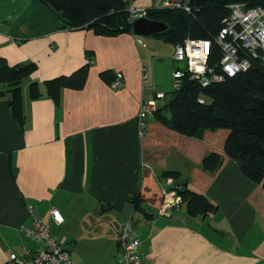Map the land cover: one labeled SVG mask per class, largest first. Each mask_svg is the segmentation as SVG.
I'll return each instance as SVG.
<instances>
[{"label": "crops", "instance_id": "0c3cea01", "mask_svg": "<svg viewBox=\"0 0 264 264\" xmlns=\"http://www.w3.org/2000/svg\"><path fill=\"white\" fill-rule=\"evenodd\" d=\"M132 1L145 6L153 0ZM38 5L0 0V54L11 65L37 63L23 82L24 124L12 115L7 88H0V264L12 252L26 255L44 246L23 231L32 221L30 204L77 264H116L118 232L129 219L146 264H264V188L225 154L230 131L190 137L154 114L141 135V102L153 97V87H170L146 37L137 34L143 46L133 31L106 37L61 30L56 16L46 7L40 13ZM89 56L94 60L82 88H63L58 102L48 95L30 99L31 81L70 76ZM108 69L124 73L121 89L101 76ZM211 152L224 155L213 173L202 167ZM167 170L178 171L179 180L216 210L190 216L181 202L169 215L159 214ZM136 194L147 215L134 210L129 199Z\"/></svg>", "mask_w": 264, "mask_h": 264}, {"label": "trees", "instance_id": "16d2710c", "mask_svg": "<svg viewBox=\"0 0 264 264\" xmlns=\"http://www.w3.org/2000/svg\"><path fill=\"white\" fill-rule=\"evenodd\" d=\"M46 4L59 21L61 30H92L96 35L115 37L133 31L127 6L129 0H38ZM154 0L150 3L153 4ZM246 3L248 7L264 8V0H192L191 14L176 9H154L149 11L151 20L164 21L168 28L156 36L176 44L187 37L211 40L212 50L208 65L214 72H221L219 66L221 49L216 37L229 16V5ZM86 54L89 52L86 51ZM96 59V55H94ZM94 57L80 66L70 76L61 75L45 80L44 83L31 81L29 97L37 100L48 95L58 102L63 88H82L87 82L90 65ZM182 67V66H181ZM37 70V63L27 61L11 65L0 54V83H5V92L10 94L8 105L15 120L24 124L23 82ZM182 86L166 92V97L155 111V115L165 125L190 137H200L206 130L227 129L230 131L224 152L235 160L241 171L251 180L261 183L264 188V66L259 62L249 69L234 75H225L221 81L204 86L200 79L191 78L185 70ZM110 85L116 73L108 69L101 73ZM109 77V80H107ZM4 91L1 94L5 93ZM224 155L211 152L202 161V167L215 172L224 162ZM167 179L173 183L168 189L175 190L190 216H207L216 210V205L204 194L190 189L186 182L179 180L178 171L167 170ZM186 183V184H185ZM134 210L144 212L140 195L130 197Z\"/></svg>", "mask_w": 264, "mask_h": 264}, {"label": "built area", "instance_id": "2783aa9c", "mask_svg": "<svg viewBox=\"0 0 264 264\" xmlns=\"http://www.w3.org/2000/svg\"><path fill=\"white\" fill-rule=\"evenodd\" d=\"M230 13L225 19V24L219 31L216 42L221 49L219 66L221 72H214L209 67L208 60L212 50L211 40L203 38L187 37L183 42L174 45L172 59L177 63L173 71L174 90L179 89L185 78L187 70L193 79H200L204 86L212 82L221 81L224 76L234 75L237 72L249 69L253 64L259 62L264 66V8L259 6L248 7L246 3L235 2L229 5ZM182 9L192 13L194 5L192 0H155L151 9ZM147 9L130 5L131 18L145 15ZM137 42L146 45L142 38ZM182 66V67H181ZM148 67L143 68L144 73ZM116 76L111 84L113 89L124 84L122 71L115 72ZM154 95L151 99L143 100L138 112L139 133L143 134L147 129V119L158 109L166 97V92L157 91L153 87ZM168 184L173 178L167 179ZM180 201L175 190L165 189L159 208V214L166 215ZM34 225L24 227V232L33 239L43 241L44 246L36 251H28L26 255L10 253L5 264H76L71 255L57 246L59 241L56 238L50 239L43 235L46 231V222L38 216ZM125 237L118 244L119 259L116 264H146L137 251L140 247V240L131 236L130 224L124 225Z\"/></svg>", "mask_w": 264, "mask_h": 264}, {"label": "rangeland", "instance_id": "374dc122", "mask_svg": "<svg viewBox=\"0 0 264 264\" xmlns=\"http://www.w3.org/2000/svg\"><path fill=\"white\" fill-rule=\"evenodd\" d=\"M130 1V0H129ZM157 1V0H156ZM38 0H33V3H37ZM39 7L40 9V13L42 11H46L48 12V10L45 8L46 7V4L43 2L42 5H38L37 8ZM176 10H182V9H179L177 8ZM184 11V10H183ZM186 12V11H185ZM188 14H191L190 11L187 12ZM130 15V13H129ZM36 20V19H35ZM191 37V36H190ZM195 38V37H193ZM147 41L149 42V45L150 47L154 48L155 50V56H156V62L158 64V70L160 71L161 75L165 74L166 75V78L169 80V83H170V87L167 91H171L173 90V87H174V84H173V78L169 77V74L173 73V69H174V61L172 60L171 58V55H172V52H173V49H174V44L170 43V42H167L165 40H163L162 38L156 36V35H153V36H148L146 37ZM148 45V44H147ZM172 48V52L170 53V49ZM104 56V55H103ZM145 63V62H143ZM142 73H144L143 69H142ZM124 75V73H123ZM124 80V78H123ZM7 85L8 84H2L0 83V88L5 90L7 88ZM122 86H124V84L122 85H119L115 90H118V89H121ZM10 96V95H9ZM146 132V131H145ZM144 132V133H145ZM143 133V134H144ZM141 134V135H143ZM180 202L177 203V205L179 204ZM176 205V206H177ZM184 205V204H183ZM175 206V207H176ZM175 207L171 210V211H168V213L166 215H169L170 213L173 212V210L175 209ZM181 208V206H180ZM183 208V207H182ZM29 211H30V216H31V224L30 225H24L23 226V231H24V227H30L32 225H34V223L39 220L38 219V216L41 217L37 212L34 211V208H33V205L30 204L29 205ZM136 211V210H135ZM126 223H129L130 224V230L132 231L133 229V222H132V219H129L128 221H126L123 225L120 226V229H119V232H118V236H117V243L119 244L120 243V239L122 238V240L124 239L125 237V229H124V225ZM46 231L43 233V235L49 237L50 239L52 238H56L57 241H59V243L57 244V246L61 247L62 250H65L66 252H68L70 255V251L68 249V247L66 245L63 244V240L59 237H56L52 230H51V225L50 224H47L46 223ZM25 233V232H24ZM26 234V233H25ZM27 235V234H26ZM29 236V235H27ZM30 237V236H29ZM117 244V246H118ZM141 257L143 258L142 254L140 253ZM72 257V256H71Z\"/></svg>", "mask_w": 264, "mask_h": 264}, {"label": "water", "instance_id": "95a60500", "mask_svg": "<svg viewBox=\"0 0 264 264\" xmlns=\"http://www.w3.org/2000/svg\"><path fill=\"white\" fill-rule=\"evenodd\" d=\"M133 28L135 33L149 36L166 30L168 25L164 21L140 18L134 21Z\"/></svg>", "mask_w": 264, "mask_h": 264}, {"label": "clouds", "instance_id": "9594fccd", "mask_svg": "<svg viewBox=\"0 0 264 264\" xmlns=\"http://www.w3.org/2000/svg\"><path fill=\"white\" fill-rule=\"evenodd\" d=\"M129 2H130V4L127 6L128 13H130V5H131V4L134 5V6H136V7H144V8L147 9V13H146L145 15L141 16V17H137V18H133V19H132L131 16L129 15V18L131 19V21H132L133 23H134L135 20L140 19V18H146V19H148V20H151V19H149L150 17L148 18V13H149V11L154 10V9H151V10H150V8H151L152 5H154L155 0H154L153 4H149V5H145V6H143V5H135V4L133 3L132 0H130ZM161 10H162V9H161ZM158 21H159V20H158ZM133 33L135 34L136 42H137V38H142V37L138 36L137 33L134 32V28H133ZM156 34H157V33H156ZM153 35H155V34H153ZM149 36H150V35H149ZM145 37H148V36H145ZM142 39L145 41V38H142ZM145 43H146V45H147V42H146V41H145ZM137 44L145 46L144 44H141V43H138V42H137ZM174 45H175V44H174ZM173 51H174V49H173ZM172 53H173V52H172ZM145 65L148 67V69H150L149 65H148L146 62L142 64V69L144 68ZM148 71H149V70H148ZM172 77H173V73H172ZM157 91H159V90H157ZM164 92H165V91H164ZM154 114H155V113H154ZM154 114H153V115H154ZM173 181H174V179H173ZM172 183H173V182H172ZM165 189H168V185H167V187H166ZM76 264H77V263H76Z\"/></svg>", "mask_w": 264, "mask_h": 264}]
</instances>
